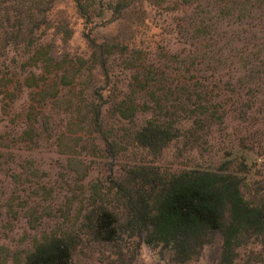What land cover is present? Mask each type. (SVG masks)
Segmentation results:
<instances>
[{"label": "rangeland", "instance_id": "obj_1", "mask_svg": "<svg viewBox=\"0 0 264 264\" xmlns=\"http://www.w3.org/2000/svg\"><path fill=\"white\" fill-rule=\"evenodd\" d=\"M88 12L75 0H0V264H25L51 238L71 245L68 264H264V240L250 232L225 258L216 234L180 260L143 242L126 202L140 182L220 164L242 170L246 201L264 197V95L246 94L237 61L264 48V0H92ZM114 42L126 50L104 54L106 84L133 108L119 116L105 104L94 129L87 92L103 78L92 44ZM197 97L207 111L181 118ZM150 119L172 121L178 137L142 145L135 134ZM101 209L111 239L93 235Z\"/></svg>", "mask_w": 264, "mask_h": 264}, {"label": "trees", "instance_id": "obj_2", "mask_svg": "<svg viewBox=\"0 0 264 264\" xmlns=\"http://www.w3.org/2000/svg\"><path fill=\"white\" fill-rule=\"evenodd\" d=\"M92 0H75L77 12L86 20L89 18V9ZM251 38L254 39L252 34ZM245 37H242L244 39ZM250 39V38H249ZM97 53L90 58L97 60V76L103 78L102 85L94 87L91 84L87 92L90 100L86 111V123L94 129H99V115L103 107L110 105L119 116L130 115L131 105H123L116 101L108 88L107 69L104 54L118 43L92 44ZM103 50V51H102ZM126 48L119 46L116 52L121 55ZM263 50V54H262ZM261 53V56H260ZM214 55V54H213ZM239 66L242 69L241 78L252 84L248 89L250 96L256 93L264 95V48L255 51L237 54ZM203 57H200V60ZM88 79L92 76L86 75ZM150 79L152 76L145 73L142 76ZM202 77V76H201ZM93 79V78H92ZM91 79V80H92ZM239 77H236L238 80ZM108 94L103 98L101 91ZM114 91V88H110ZM196 96H199L197 93ZM195 99L190 114H181V118H188L191 113L199 114L207 111L205 106ZM214 109L215 106H210ZM249 109L245 107V112ZM211 117V113L208 114ZM199 118L192 119L193 124L201 129ZM172 121L162 122L147 120L140 126L135 139L149 149H158L168 141L177 138L178 129L171 126ZM198 128V129H199ZM178 133V134H177ZM196 138H191L194 142ZM242 172L236 166L218 165L215 168H201L193 166L180 170L164 177L160 184H145L140 182L135 187V196L128 194L127 209L129 223L138 231L143 232L142 240L147 244L161 242L169 245L178 259L188 258L213 235L220 238L219 249L222 256L232 253V249L242 233H253L264 240V197L256 203L246 201L239 190ZM112 215L101 209L94 221L93 235L101 239H111L113 236ZM71 255V245L60 238H51L40 242L27 254L25 264H68Z\"/></svg>", "mask_w": 264, "mask_h": 264}]
</instances>
